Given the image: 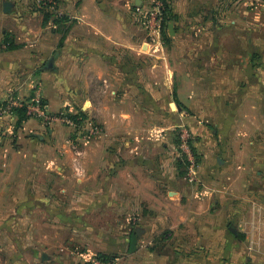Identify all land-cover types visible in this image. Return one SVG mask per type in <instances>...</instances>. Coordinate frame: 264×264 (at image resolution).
Masks as SVG:
<instances>
[{"label":"crops","instance_id":"obj_1","mask_svg":"<svg viewBox=\"0 0 264 264\" xmlns=\"http://www.w3.org/2000/svg\"><path fill=\"white\" fill-rule=\"evenodd\" d=\"M155 1L48 0L69 33L22 23L20 47L0 50V105L38 99L47 111L19 127L14 112L0 116V264H87V247L56 256L50 239L39 245L45 204L68 235L88 237L97 212L111 219L94 229L106 240L95 251H124L119 264H264V2L167 0L158 42L134 18ZM125 88L137 107L121 163ZM184 121L201 155L196 182L166 148ZM76 216L77 229L65 221Z\"/></svg>","mask_w":264,"mask_h":264},{"label":"rangeland","instance_id":"obj_2","mask_svg":"<svg viewBox=\"0 0 264 264\" xmlns=\"http://www.w3.org/2000/svg\"><path fill=\"white\" fill-rule=\"evenodd\" d=\"M41 1L45 2V4H41V7H39L37 4H34V6H32L33 0H21L20 1L21 4H19V7L15 6V8H13V10L8 14L4 13L3 8L0 7V50L5 49L6 47L3 43L5 39L10 38L13 39L14 42H16L15 39L17 37V33L20 34L21 31H24L22 29L23 27H21L22 23H24V25L27 28H35V26L38 23H39L38 25H41L42 27L45 28L49 23L59 21V25H57V27L60 28L59 34L61 36H64L65 34L69 33V31L73 27V24L69 22L70 20L64 21L61 16L57 15L56 10L51 8V6L48 4V0H41ZM217 1L218 3L221 4L231 3L230 0H217ZM249 1L259 2V3L264 2V0H249ZM152 4H153L152 6H154L155 2ZM12 13L14 15H12ZM61 29L63 30L61 31ZM121 65H124L125 69H129L131 71V62H129L127 59L121 58ZM130 79H131V73H130ZM120 91H121L120 92L121 99L118 108L120 109L121 113L129 114V117L121 116L120 124L117 125L116 128H114L113 130L116 134L118 135L120 134V139L118 141L117 148L123 149L121 150V152L123 153L119 155L120 157L119 162L126 163V161L131 162V111L133 110V107H135L136 105L134 102V98L131 97V88L129 89L125 88L124 90H120ZM8 100L4 101L2 105H0V108L3 106L4 103L7 104ZM138 107L140 108L139 111H137L138 114L145 112L143 110V108L145 107L143 104L138 105ZM76 114L77 115L71 113L70 116H78L76 120L80 122L81 112L78 111V113ZM138 123L143 124V121H139ZM169 130H170V125H168V131ZM170 134L172 135V137L169 138L170 144L166 148H175L177 150V153L179 154L178 159L183 169V174L185 175L186 180L192 182L190 177V166L192 165V163H194L195 168L197 170L198 169L197 167L201 162V155H199L197 152L196 149L197 143L194 132L192 131V128L190 126V123L184 121L182 125H179V127H174L173 130L170 132ZM160 148H165V147L162 146ZM77 174L79 176L78 172ZM198 176L199 173L197 172L196 178L194 179L195 182L197 181ZM41 209L42 211H40L38 217H36L35 219V221L38 223L39 226V235L35 237L38 238V241L40 243L39 245H41V247H45L48 245L49 241L47 240L50 239L51 241H53V243L51 242V244H54L56 248L51 251L52 255H56V256L57 254L68 255L69 253L71 254L76 253L80 255V253L78 252L82 251L83 253L84 247H87L88 249L93 250L91 252L96 253L95 251L97 250L96 248H98L101 245V243L103 244V242H106L104 236L96 234L94 232L95 230L97 231L101 230L103 225L106 224L107 222L108 223L109 221L111 222V219L108 220V218H104L105 215L97 212V214H99L98 218L89 219L90 222L88 221L89 222L88 224L89 226L92 227V233H89L87 237L85 235H80V234L68 235L63 233L61 229L62 227L61 225L64 222V220L52 218L51 217L52 214L51 212L50 213L48 212V207L46 206V204L43 205ZM122 214L123 213H119V215L116 216L117 217L120 216L119 219H122L123 217ZM65 221L67 222L68 225L69 223L73 224L74 228L76 229L79 227V223L81 222V220H79V216H76L73 219H69ZM53 226H55L54 229L56 233L49 234L48 228H53ZM58 226H61L60 227L61 230L58 229ZM15 227L16 225L14 226V228ZM9 237L11 239L13 238L12 236ZM69 238H72V240L70 241ZM86 238L87 241H85ZM90 238L93 239L91 240ZM125 251L126 252L124 254H129V251L127 250ZM91 252H86L87 253L86 256L88 255L87 258H91L90 256L93 257V253ZM123 252L124 251H110L108 257H112L114 258V260H117V258H120L123 255ZM100 255H107V254L104 252H98L94 256L99 257ZM88 260L90 259H87V264H89ZM117 262L119 264L120 260L119 261L117 260Z\"/></svg>","mask_w":264,"mask_h":264},{"label":"built area","instance_id":"obj_3","mask_svg":"<svg viewBox=\"0 0 264 264\" xmlns=\"http://www.w3.org/2000/svg\"><path fill=\"white\" fill-rule=\"evenodd\" d=\"M162 7L163 3L160 1H155L154 6L149 7H142L137 6L135 7L134 13H135V20L138 22L141 26H143L147 32L149 33V36L155 39L156 41L160 42L161 39V32L163 27V14H162ZM19 102L16 100H8L7 104L3 105L0 108V116H7L12 113V108L19 106ZM31 113H37L44 117L47 113L45 108H43V105L40 103V101L37 99L35 101V104H33L30 108H28ZM197 170L195 168V164L192 163L190 166V177L191 180L194 181L196 178ZM88 260L89 264H118L117 260H104L97 256H93L89 258Z\"/></svg>","mask_w":264,"mask_h":264},{"label":"trees","instance_id":"obj_4","mask_svg":"<svg viewBox=\"0 0 264 264\" xmlns=\"http://www.w3.org/2000/svg\"><path fill=\"white\" fill-rule=\"evenodd\" d=\"M54 1H58V0H54ZM161 2L163 3V7H162L163 25H165L166 21H168L170 18L169 16L171 15V7H170L169 3L167 2V0H161ZM61 17L64 21L69 20L66 16H61ZM53 23L56 25H59V21H56ZM165 26H167V25H165ZM59 30H60V28H58V32H59ZM62 30L63 29H61V31ZM163 34H164V30H163ZM3 43L6 46L5 50H14V49H17L20 47L19 44H17L16 42H14L13 39H10V38L5 39ZM3 105H5V103ZM12 112H14L18 117L17 127H19L28 118V106L27 105H23L21 107H14V108H12ZM71 117L73 119H76L78 116H71ZM99 258L104 259V260H114V258L108 257V255H100Z\"/></svg>","mask_w":264,"mask_h":264},{"label":"water","instance_id":"obj_5","mask_svg":"<svg viewBox=\"0 0 264 264\" xmlns=\"http://www.w3.org/2000/svg\"><path fill=\"white\" fill-rule=\"evenodd\" d=\"M13 6H14V4L12 2H9V1L4 2V12L10 13L12 11ZM139 234H140V232L137 231L132 236V250H134L136 248Z\"/></svg>","mask_w":264,"mask_h":264}]
</instances>
